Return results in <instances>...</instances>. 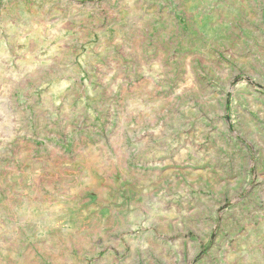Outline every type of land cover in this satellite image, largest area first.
I'll return each instance as SVG.
<instances>
[{
  "label": "rangeland",
  "instance_id": "rangeland-1",
  "mask_svg": "<svg viewBox=\"0 0 264 264\" xmlns=\"http://www.w3.org/2000/svg\"><path fill=\"white\" fill-rule=\"evenodd\" d=\"M0 264H264V0H0Z\"/></svg>",
  "mask_w": 264,
  "mask_h": 264
}]
</instances>
